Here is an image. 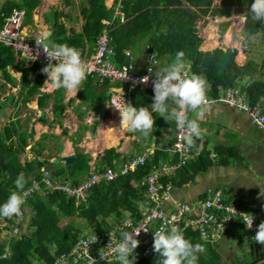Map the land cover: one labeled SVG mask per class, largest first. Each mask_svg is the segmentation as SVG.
<instances>
[{"label": "trees", "instance_id": "1", "mask_svg": "<svg viewBox=\"0 0 264 264\" xmlns=\"http://www.w3.org/2000/svg\"><path fill=\"white\" fill-rule=\"evenodd\" d=\"M40 2V0H4L0 4V28L3 27L7 17L15 10L24 12L21 23L22 28L28 24L31 25L33 10ZM90 3L91 6L86 9V12L91 8L93 13H85L86 21L82 30L76 35L80 40L71 39V36L65 34L66 24L57 14L54 18L47 16L58 12L55 7L51 6V14L46 13L47 15H44L52 33L51 40L55 43L59 42L66 45L75 43L77 48L81 45L80 49L84 44H87L90 48L86 53H83L84 50H79L81 54L87 55L92 52L103 29H106L109 34L108 45L115 48V56L116 58L118 57V63L121 64L124 63L123 60L125 62L128 60L129 54L124 50L127 45L130 46L135 42L134 37L148 35L149 48H147V51H151L156 55L160 61L159 68L162 70L168 67L173 62L175 54L178 51H182L184 53V62L186 56L193 60L189 76L193 74L202 76L210 84L207 96H217L221 88L240 87L247 92L251 104H255L257 100L264 97V55L259 63L253 59H247L244 64L240 65L236 63V49H238V57L241 59L243 48L236 46V49L230 48V51L226 52L227 49L224 50V47L227 48L228 45H226V40L222 42L223 50L218 48L221 44L217 46L213 44L212 46L210 44L204 45V52H214L215 55L212 57L209 54L199 52V45L193 43L198 33L197 21L202 16L209 15V12L211 15L219 17L241 14L250 8L252 0H219V4L216 6L213 5V0H121L120 3L125 13V18L123 21L118 18L112 21L108 20L109 24H104L103 19L112 18V6H115L117 1L110 7L105 5L104 0H91ZM232 19L233 23L237 21L234 16ZM221 24H223L222 26L224 27L222 28L226 31L229 24L228 21ZM253 24L254 27L250 30L251 34L264 31V24L261 22ZM251 25L252 21L249 20L248 24H241L240 26L247 32ZM210 29L216 35L220 31L224 33L221 29L219 30L216 24L211 25ZM228 30L224 33L225 38ZM213 33V42H216L217 38ZM202 34H205L204 31H202ZM26 40L29 42L33 41L27 36ZM75 40L80 44L75 42ZM1 43V74L10 78V66L15 69H22L25 81L20 87V96L25 102L37 91L41 82L39 74L42 73L41 69L46 64L42 65L35 61L32 66L24 68L22 65L23 61L15 58L13 47ZM167 48L173 50L174 53L166 56ZM216 49H220L226 54H221L220 51L216 54ZM164 60H166L167 66H161V63L165 62ZM257 71H259L258 79H253L250 83L244 82L245 77L257 73ZM31 74L36 78L35 84ZM87 78L97 79L96 76L90 75H87ZM37 83L38 85H36ZM107 87L105 86V88ZM148 91L145 90V92L149 93ZM99 99L102 100L103 97ZM55 111L58 113L57 109ZM94 112L102 118L106 110L96 107ZM97 124L98 120L94 122L95 126ZM14 136L17 138L16 141L12 139ZM27 137L28 133L26 130H22L19 122L16 121H10L0 130V204L5 202L10 193L16 190L14 181L19 174L23 173L27 181L25 189L33 186L34 181H37L34 186L35 190L27 196V202L23 206V209L26 207L30 208L27 231L19 236L20 239H13L10 243H6V240L0 241V264L53 263L61 253H67L80 237H84V231L87 229L92 232L104 233L118 226L124 216L138 217V202L144 199L145 195L143 196V193L145 194L146 187H140L137 183L150 172L151 165H159L157 159L150 162L146 160L142 166L130 174L119 175L112 180L102 178L99 182L90 186L83 196L69 195L58 189V186L78 187L89 176L90 169L87 162L91 158L90 155L79 151V148L76 147L75 161L72 165L53 164L43 155V151L46 148V144L43 141L50 136L42 134L39 141L34 146H31L34 152L33 156L20 162V154L28 144ZM73 141L76 142L77 140L73 139ZM217 150L220 157H226L228 152L232 154L233 151L230 147H218ZM168 153L175 156L170 151ZM161 155L165 157L167 153L165 152ZM219 162L222 163L223 159H220ZM212 163V159L207 156L204 165L200 168V172L206 171ZM99 169L101 171L102 168ZM44 171L48 173L44 175ZM193 174L190 175L192 176ZM47 180L50 181L51 185L47 184ZM184 181L185 179L182 178L181 182ZM203 197H206V195ZM224 199L226 204L234 203L241 206L244 210L254 213L252 212L254 211L253 208L245 207L225 197ZM258 216L261 220V216ZM14 218H6L8 227L16 225ZM75 218L82 220L83 226L74 227L75 225L72 222ZM17 225L21 228L20 223ZM230 226L234 228L231 235L233 244L227 246L228 250L230 251L231 248L236 247H240V251L246 250V253L242 252L240 254L238 252V256H234L233 259L236 264L264 263V246L255 242L253 235L249 233V230L244 225L242 218L236 217L233 221L228 220L226 229ZM2 228L0 226V231ZM188 234L186 233L185 236ZM191 242L196 244L193 239ZM202 245L205 247V252L203 255L199 254L198 264H224L223 262L226 260L220 261L221 255L217 249V243L204 241ZM145 246L148 247V254L146 256H142L140 252L135 254L134 264H159L158 257L152 250L153 241ZM249 253L253 255H250L252 259L245 261L244 258ZM255 253L257 254L256 256ZM107 264H119V262Z\"/></svg>", "mask_w": 264, "mask_h": 264}, {"label": "crops", "instance_id": "2", "mask_svg": "<svg viewBox=\"0 0 264 264\" xmlns=\"http://www.w3.org/2000/svg\"><path fill=\"white\" fill-rule=\"evenodd\" d=\"M3 1L0 0V4ZM40 1L33 10L32 24L23 28L29 39L34 40L35 37H40L43 31L50 30L44 15L51 14L50 8L53 6L58 12L47 16L54 18L57 14L66 24L65 34L71 36V39L80 40L76 35L82 30L86 21L85 13H93L91 8L86 12V9L91 6V0ZM116 1L118 2V0H104L107 7L115 4ZM112 10V18L103 19L104 24H109V21L115 18H125L122 8H116L115 5L112 6ZM207 16L210 17L209 20L213 18L210 12ZM206 20L202 17L197 23L200 21V24L203 25ZM197 30L199 41L201 40L198 50L204 51L205 44L212 46L214 43L213 30L210 29V24L203 30L198 25ZM202 31L205 34H202ZM106 33L108 34V32ZM102 34L103 31L100 35ZM147 37L148 35L135 36V42L130 46L127 45L124 50L131 55L128 59H132L135 63L139 72L138 75H143L146 72L144 71L146 53L156 57L153 52L147 51L149 48ZM220 37L221 35H219ZM76 40L75 42L79 43ZM193 42L198 43L195 40ZM57 44L61 43L58 42ZM68 46L77 50H84L83 53H86L90 48L87 44H84L81 49V45L77 48L75 43H68ZM223 47L222 44L218 46L221 49ZM216 50V54L218 51L222 54L220 49ZM173 53V50L167 48L166 56ZM203 53L209 54L210 57L215 55L213 51ZM13 54L16 59L23 61L24 68L33 65V62L16 55L14 51ZM243 59V57L240 60L236 59V63L239 64ZM164 61H162L161 66H167L166 60ZM192 61L186 56L184 70L188 75ZM112 62L118 63V57H112ZM123 62L125 61L123 60ZM159 64L155 67L156 72L161 70ZM9 75L12 80L8 76H3L0 71V98L8 100L7 103L0 105V130L10 121H16L19 122L22 130H26L28 135H34L32 139H28L27 146L20 154V162H23L25 158L30 159L34 154L31 146L39 141L42 134H48L50 136L48 139H52V141L47 139L43 141L46 144L43 151L45 158L51 161L56 157L58 146L61 143L64 144L62 155L75 154L77 147L79 151L90 155L91 158L87 162L90 171L100 170L99 168L104 170L107 167L118 171L126 161L141 155H144L147 161L149 160L148 162L158 160L159 165L153 164L151 169L159 167L160 163L164 161L173 165L176 164L177 157L170 155L167 150L170 149L176 139L174 121L168 122L153 112L152 115L155 118L153 133L144 137L139 132H127L125 127L121 125L118 109L111 104L112 100L118 96H126L127 103H131L137 108L143 106L151 110L153 91L147 93L144 88L136 87L129 92L127 86L120 81H99L98 78H86L81 87L83 89L82 95L79 96V90L74 95L62 88H54L51 83L45 84L47 76L41 73L39 74L41 82L39 85L36 84L38 85L37 91L29 100L24 102L20 96V87L25 81L22 69H15L10 66ZM31 76L35 84L36 78L33 74ZM153 76L155 78V75ZM105 86L108 87L105 88ZM228 88L242 90L240 87ZM242 91L246 93V99L249 100L247 92ZM101 97H103L102 100L99 99ZM261 99L264 97L257 101H261ZM96 107L106 110L102 118L94 112ZM189 118L197 119L200 122L202 134L200 138L196 139L195 147L190 149V157H188L186 164L171 169L169 173L163 175L162 182L172 186V200L167 202L165 207L174 206L178 201L195 202L198 198H204L203 196L208 195L211 191L220 190L225 198L238 202L245 207L253 208L254 211L252 212L260 215L261 220L264 221V130L252 124L246 112L229 107L222 102L208 103L203 114L189 112ZM96 120H98V124L95 126ZM12 139L17 140L15 136ZM73 139L77 141L75 142ZM218 147H230L233 150L232 154L228 152L226 157H220ZM165 152L167 156L164 157L161 154ZM207 156L212 159L213 163L206 171L200 172ZM220 159H223L222 163L219 162ZM192 173L194 174L191 176ZM182 178L185 179L184 182H181ZM137 184L142 187L140 182ZM233 231L232 226L228 227L224 233V240L221 238L214 242L218 244L217 249L221 251L226 238L229 241L224 250V253L228 255L225 259L231 255L230 252L229 254L226 252L229 251L227 246L233 244L231 239ZM182 232L184 236L189 233L185 237L190 241L193 239L200 244L205 241L199 237L197 231L185 229ZM3 240L4 238H1L0 241ZM203 254L204 252L201 253V255Z\"/></svg>", "mask_w": 264, "mask_h": 264}, {"label": "built area", "instance_id": "3", "mask_svg": "<svg viewBox=\"0 0 264 264\" xmlns=\"http://www.w3.org/2000/svg\"><path fill=\"white\" fill-rule=\"evenodd\" d=\"M23 13V11L15 10L7 17L6 22L0 29V42L11 45L16 55L22 56L31 62L38 61L42 65L47 64L48 60L42 46H38L35 42L40 37H35L32 42L26 40L27 34L21 27ZM108 40V34L104 31L97 39L92 52L87 55L81 54L82 61L88 67V75L96 76L99 81H120L127 86L129 92L136 87H141L145 90L153 89L155 57L146 55V66L144 69L146 72L143 75H138L139 72L136 70V65L132 59L121 64L112 62V57L115 56L116 51L115 48L108 45ZM126 53L129 54L128 52ZM35 56H37L36 59ZM55 62L53 61V63ZM148 69H151L150 73ZM126 71L128 78L124 79ZM146 75L150 76L149 81L146 84L140 83V77ZM207 98L209 103L222 102L229 107L238 108L246 112L252 124L264 130V99L252 105L248 98L246 99V93L238 88L220 89L217 96ZM123 102H125V98L121 97L112 100V104H122ZM174 129L176 139L169 151L177 156V163L170 166L167 162H163L159 167L152 168L140 181V185L146 188L144 199L138 202V217L127 215L118 226L113 227L111 230L104 233L92 232L90 235L85 234L84 237H80L73 244L67 253H61L50 264H93V260L95 264L117 263L118 260L111 254V249L121 241L123 231H131L128 227L129 224H131L132 228H140L145 225L149 228L147 232L141 231L137 237L139 246L134 250L133 256L139 252L142 256L148 254L149 250L145 245L153 241V231L161 227H165L168 230L175 227L182 231L185 229L197 231L201 239L214 243L224 235L228 220L233 221L234 218L241 217L245 225L244 221L249 219V214H251L254 217L253 226L251 229L246 228L249 233L253 236L255 235L257 226L260 223L257 213H250L234 203L226 204V200L220 190H215L211 196H206L195 202L178 201L174 206L165 207L167 202L172 200V186L164 184L162 177L170 169L185 165L188 157H190V150H182L177 147V145L182 143L180 137L183 132L177 129L176 124ZM145 162V156H137L125 162L118 171L113 168H106L101 171L97 169L91 170L89 176L78 187L58 186V189L69 195L83 196L90 186L99 182L102 178L112 180L116 176L127 175ZM47 173V171H44V175ZM36 183L37 181H34L33 186L25 189L28 195L35 190L34 186ZM47 184L51 185L49 180H47ZM4 221L5 224L2 227L8 224L6 220ZM15 223L16 225L10 227L9 233L15 228H19L17 224L20 223V220L15 219ZM94 235L98 237L97 242L91 243L87 247V243L94 238Z\"/></svg>", "mask_w": 264, "mask_h": 264}, {"label": "clouds", "instance_id": "4", "mask_svg": "<svg viewBox=\"0 0 264 264\" xmlns=\"http://www.w3.org/2000/svg\"><path fill=\"white\" fill-rule=\"evenodd\" d=\"M120 1L118 0L116 8H122ZM233 16L239 23L244 25L248 24L249 20L253 23L261 22L264 24V0H252L250 8L246 12L238 15L234 14ZM202 17L205 20L206 16ZM118 19L123 21L124 17H119ZM104 31L108 32L106 29H103ZM51 35L50 30H45L41 33L40 38L35 40L38 46H42L48 60V63L41 69V72L47 76L45 84L51 83L56 89L62 88L76 95L89 74L88 67L82 61L79 50L66 44L55 43L51 40ZM198 37L197 35L194 39L197 42L199 41ZM195 44L200 46L201 40ZM36 58L37 56H35ZM155 59V79L152 81L153 89H149V91L154 92L153 102L150 105L151 110L143 106L137 108L133 104L127 103L126 96H118L125 98V102L122 104H112V102L111 104L118 109L121 125L125 127L126 131L139 132L144 137H148L153 133L155 126L153 112L168 122L174 121L177 129L183 132L180 137L182 143L177 145V147L182 150H190L195 147L196 139L201 137L202 130L197 119L189 118V112L203 114L205 106L209 103L207 97H211L207 96L210 84L202 76L188 75L184 70V53L182 51H178L175 54L173 62L168 67L157 72L155 67L160 61L158 58ZM53 61L56 62L53 63ZM148 71L150 73L151 69H148ZM123 78H128L127 71ZM149 79V75L142 76L139 82L146 84ZM167 150L169 151V149ZM168 164L173 166L172 163ZM26 183L23 173L19 174L14 181L16 190L11 192L5 202L0 204V218L11 219L23 214V206L26 204L28 196L25 191ZM249 215L250 218L244 222L246 227L251 229L254 217L251 214ZM128 227L131 231H123L121 241L111 249V254L116 257L119 264H134V250L139 246L137 237L141 231L147 232L149 230L146 225L140 228H132L131 224H129ZM253 238L256 243L264 246V221H261L257 226V231ZM97 240L98 237L94 235V238L87 243V247L91 243H96ZM152 250L158 257L159 264H198L199 254L205 252V247L200 243L193 244L179 228L174 227L168 230L165 227H161L153 231ZM93 264H95L94 260Z\"/></svg>", "mask_w": 264, "mask_h": 264}, {"label": "rangeland", "instance_id": "5", "mask_svg": "<svg viewBox=\"0 0 264 264\" xmlns=\"http://www.w3.org/2000/svg\"><path fill=\"white\" fill-rule=\"evenodd\" d=\"M219 4V0H214L213 1V5L216 6ZM233 15L232 14L230 17H219V16H214L212 15L211 17H213L212 19L209 20V16H206L205 18L207 19L206 22L201 25L200 24V21L199 23H197V26H201L202 27V30L205 29L208 24H210V28H211V25L213 24H216L219 28V30L221 29L224 33L228 30L227 32V36L225 38V35L224 33H221L218 32L221 37L218 38V35H216V42L213 43V45L217 46V45H220L222 44V42H224L223 40H226V45H227V50L226 52H229L230 51V48H235L236 49V46L234 45H237V47L239 48H243V54H242V57L244 58L241 62H239V64H244L245 61L247 59H253L255 62L259 63L261 58L263 57L264 55V31L263 32H259V33H256V34H251L250 33V30L251 28L254 27V24L252 22V25L250 26L249 30L247 32L243 31L242 27L240 26L241 24L236 21L233 23ZM238 15V14H237ZM9 17V16H8ZM228 21V28L226 31H224V29L222 27L223 24H221L222 22H226ZM233 23V24H232ZM237 50V54H236V59L237 60H240V58L238 57V49ZM225 53V52H224ZM222 52V54H224ZM259 77V71H257V73H254L250 76H247L244 78V82H247V83H250L251 80L253 79H258ZM32 139V137L30 136V134L28 135L27 137V142L29 141L28 139ZM47 140H51L52 139H48ZM36 143V142H35ZM34 143V144H35ZM34 146V145H33ZM32 150V149H31ZM64 165V164H62ZM213 194V191H211L208 195L206 196H211ZM200 198H198L197 200H199ZM25 209V211H24ZM23 209V214L19 217H16L14 219L16 220H20V225H21V228H15L12 232L9 233L10 231V227H3L0 231V240L1 238H4V240H6V243H10L13 239H20L19 235H21L22 233L26 232L27 231V224L29 222V212H30V208L29 207H26ZM125 217V216H124ZM126 218V217H125ZM124 218V219H125ZM4 220H7L6 218H0V226L4 225L5 224V221ZM109 221L111 222V220L109 219ZM263 221V220H260V222ZM73 225H75L74 227H79V226H83L84 223H82V220H80L79 218H75V220L72 222ZM112 229V228H111ZM109 229V230H111ZM226 230V228H225ZM108 231V230H107ZM18 232H19V235H18ZM84 233L86 235H90L92 233V231H90L89 229H87L86 231H84ZM222 240H224V235H222ZM229 241L227 240L226 238V242L224 243V246H223V250H221L219 253H220V261L222 262V259L223 260H226L224 261L223 263L224 264H236V261L233 259L234 256H238V252H240V254L242 252H245L246 253V250L244 251H240V247H236V248H231L230 251H227L226 253L229 254V252L231 253V255L225 259L228 255H226L224 253V250H225V246L226 244H228ZM253 256L252 254L249 253V255L247 257L244 258L245 261H250L252 258L251 256ZM257 254L255 253V256ZM244 261V262H245ZM261 264H264V263H261Z\"/></svg>", "mask_w": 264, "mask_h": 264}, {"label": "water", "instance_id": "6", "mask_svg": "<svg viewBox=\"0 0 264 264\" xmlns=\"http://www.w3.org/2000/svg\"><path fill=\"white\" fill-rule=\"evenodd\" d=\"M82 91H83V89L82 88H80L79 89V92H78V94H79V96H81L82 95ZM9 98H10V96H9ZM8 102V100H4V98L2 99V98H0V105H3V104H5V103H7ZM30 136L33 138V134H30ZM63 148H64V144L63 143H61V144H59V146H58V152H57V154H56V157H54L52 160H51V162L53 163V164H59V163H63V164H65V165H67V166H70V165H72L73 163H74V161H75V154L74 153H71V154H61L62 153V151H63Z\"/></svg>", "mask_w": 264, "mask_h": 264}, {"label": "bare ground", "instance_id": "7", "mask_svg": "<svg viewBox=\"0 0 264 264\" xmlns=\"http://www.w3.org/2000/svg\"><path fill=\"white\" fill-rule=\"evenodd\" d=\"M244 31V30H243ZM227 42V41H226ZM228 43V42H227ZM235 46H237V45H235ZM116 127V126H115Z\"/></svg>", "mask_w": 264, "mask_h": 264}]
</instances>
